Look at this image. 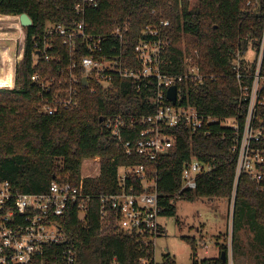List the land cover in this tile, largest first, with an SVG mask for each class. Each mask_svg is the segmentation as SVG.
<instances>
[{
	"label": "trees",
	"instance_id": "trees-1",
	"mask_svg": "<svg viewBox=\"0 0 264 264\" xmlns=\"http://www.w3.org/2000/svg\"><path fill=\"white\" fill-rule=\"evenodd\" d=\"M247 1L97 0L96 6L85 11L84 27L86 32L101 36V54L115 57L120 51L123 66L136 68L139 63L133 48L141 30L147 24L158 25L161 20H168L169 25L161 31L166 43L164 70L181 72L184 53L196 51L201 71L213 75L214 79L190 84L189 101L205 116L237 117L242 122L248 101L241 95L229 59L237 47L258 50L264 25V0H257V6L251 10ZM75 2L0 0V15L26 13L32 21L24 27L23 53L15 64L14 86L0 88V181H9L21 192L46 191L52 180L77 184L83 160L99 157V175L84 179L85 191L92 195L84 222L79 220L73 206L67 208L59 218L66 242L53 248L57 254L65 246L73 248L80 264H113L114 260L119 264H138L143 253L133 236L117 232L113 223L100 224L98 195L117 190L119 166L140 163L152 165L156 170L162 216L176 215L177 199L230 201L233 197L230 223L234 258L241 251L239 231L243 228L252 232L253 248L264 257V166L260 183L242 174L232 195L235 151L230 128L212 123L208 127L209 134H205L204 130L190 133L188 128L178 125L170 130L175 135L174 146L157 159L149 160L137 153L126 154L104 126V120L114 115L135 118L130 133L123 134V140L135 139L143 126L138 120L143 114L154 111L151 101L154 82L117 76L112 86L95 85L94 91L78 84L79 101L75 106L58 108L52 114L40 111L39 86L31 81V75L37 73L44 79H58L60 69L71 60L79 61L84 51L77 49L71 57L56 39L55 51H49L51 60L45 61L34 58L33 43L42 36L47 24L61 23L71 27L79 19L73 10ZM117 26L122 29L121 38L112 34ZM262 62L264 73V56ZM254 67L255 61L244 66L243 73L250 74ZM250 81V77L243 78L244 83ZM53 86L64 89L68 83ZM255 122L263 130L259 144L264 146V103L256 108ZM191 155L211 164L212 169L197 177L194 189L180 191L182 166ZM183 238L192 244V264H226L221 257L222 251L225 254V246H221L216 256L196 260L195 238ZM159 264H176V261L165 251Z\"/></svg>",
	"mask_w": 264,
	"mask_h": 264
},
{
	"label": "built area",
	"instance_id": "built-area-1",
	"mask_svg": "<svg viewBox=\"0 0 264 264\" xmlns=\"http://www.w3.org/2000/svg\"><path fill=\"white\" fill-rule=\"evenodd\" d=\"M256 3L257 0H248L246 5L251 10L257 6ZM96 5L97 0H76L73 10L79 15V19L71 27L61 23L47 24L42 36L34 40L35 59L51 60L49 51H55L56 39H59L61 46L67 48L71 57L77 49L84 51L79 61L71 60L60 69L58 79L54 77L44 79L37 73L31 75V81L39 86L40 111L52 114L58 108L77 105L78 84L83 85L84 81L86 85L83 86L89 87L91 91H94L95 85L112 86V80L116 76L131 78L138 82L153 81L154 91L151 101L155 108L151 114H143L138 120L143 126L137 132L135 139L123 140V134L130 133L135 118L114 115L104 120V126L121 144L124 153H137L146 159L155 160L174 146L175 135L170 132L172 127L183 125L190 133L204 130L205 134H209V125L218 123L221 127L230 128L234 134L235 172L232 195L242 174L260 183L263 178L261 167L264 166V146L259 143L262 141L263 130L256 125L255 119L257 106L264 103L262 72L264 25L258 50H253L252 60L245 58L251 50L250 47L247 50L237 47L229 59L241 95H245L248 101L246 115L240 122L237 117L205 116L189 101L190 84H200L214 79L213 75L201 71L196 51L194 54L184 53L181 72L171 73L164 70L167 65L163 64L166 43L161 37V31L169 25L168 20H161L158 25L147 24L143 27L133 48L139 63L136 68L123 66L120 51L115 57L101 54L103 50L101 36L86 32L84 27L86 9ZM0 28H16L19 32L16 37H9L16 46L12 56L16 64V61L22 57L25 38L18 15L16 26H0ZM112 34L121 38V27L117 26ZM2 40L4 38L0 36V41ZM2 47H6L9 52V46ZM253 61H255L253 72L243 73V67H248ZM244 77L251 78L249 84L243 82ZM65 82L68 86L64 89L53 86ZM13 86L14 81L12 86L4 87ZM171 86L175 87L174 102L167 98V90ZM84 161H87L90 171L80 175L77 184L52 180L46 191L21 192L15 190L9 181H0V264H80L73 248L65 246L59 254L53 248L66 242L59 218L67 208L73 206L79 220L82 222L85 220L92 195L85 191L84 179L99 175L100 159L93 157ZM211 169V164L191 155L182 166L180 191L194 189L197 177L210 172ZM116 179L117 190L98 195L100 224L107 226L113 223L117 232L133 236L137 248L143 253L138 259V264L161 263L162 253L166 250L161 252L160 259L156 257V242L163 234L164 228L159 222V217L162 215L158 204L155 168L144 163L121 165L118 167ZM231 203L233 205V197ZM201 248L206 252L207 244H202ZM195 252L194 258L201 259L196 257ZM224 255L226 264H233L230 243L226 246ZM113 264L119 263L114 260Z\"/></svg>",
	"mask_w": 264,
	"mask_h": 264
},
{
	"label": "rangeland",
	"instance_id": "rangeland-1",
	"mask_svg": "<svg viewBox=\"0 0 264 264\" xmlns=\"http://www.w3.org/2000/svg\"><path fill=\"white\" fill-rule=\"evenodd\" d=\"M22 31L24 37V27H22ZM0 32H2L0 36L4 38V40L0 41V45L9 46L10 54L13 56L16 46L9 37L18 36V30L15 28H0ZM253 54V50H249L245 58L252 60ZM11 65L14 71V64ZM0 68L4 71L6 66L0 64ZM0 88L9 87L0 86ZM89 171L90 168L87 165V161H84L80 169V175H85ZM175 208V216L159 217V222L163 226L164 232L156 242V257L158 259H160L161 252L166 250L174 257L176 264H191L193 249L191 247L192 244L183 238L186 236L195 238L197 242L195 247L197 258L216 256L219 253V249L221 250V246L226 247L229 243L231 244V200L197 198L188 201L177 199ZM176 220L180 224H177ZM239 242L241 251L239 255H236V258H234L232 249L233 264H264V257L260 255L262 252L253 248L251 231L247 228L241 229L239 231ZM205 243L207 244L206 252L201 248L202 244Z\"/></svg>",
	"mask_w": 264,
	"mask_h": 264
},
{
	"label": "bare ground",
	"instance_id": "bare-ground-1",
	"mask_svg": "<svg viewBox=\"0 0 264 264\" xmlns=\"http://www.w3.org/2000/svg\"><path fill=\"white\" fill-rule=\"evenodd\" d=\"M1 21H4V22H1ZM14 23L15 21L12 19L10 15L0 16V26L13 27L15 25ZM4 49L6 50V53L8 54L6 47H0V54L4 52ZM21 52H22V38L20 40V54ZM7 54L5 55V57L7 56V58H9ZM0 64H2L1 58H0ZM11 64H14V60L12 56H10L9 65H6V69L4 71L0 69V86H7V85L12 86L13 85L14 71H13V68L11 67Z\"/></svg>",
	"mask_w": 264,
	"mask_h": 264
},
{
	"label": "water",
	"instance_id": "water-1",
	"mask_svg": "<svg viewBox=\"0 0 264 264\" xmlns=\"http://www.w3.org/2000/svg\"><path fill=\"white\" fill-rule=\"evenodd\" d=\"M18 21L22 27H27V26L31 25V23H32L31 18L26 13L19 14L18 15ZM83 85H86V81L83 82ZM167 98L169 100H171L172 102L175 101V87L174 86H171L168 88ZM101 120L102 119L100 118V121ZM221 257H222V260L224 261L225 259H224V252L223 251L221 252Z\"/></svg>",
	"mask_w": 264,
	"mask_h": 264
},
{
	"label": "crops",
	"instance_id": "crops-1",
	"mask_svg": "<svg viewBox=\"0 0 264 264\" xmlns=\"http://www.w3.org/2000/svg\"><path fill=\"white\" fill-rule=\"evenodd\" d=\"M1 16H8V15H1ZM11 17H12V19L15 21V25L14 26H16V16H14V15H10ZM16 29V28H15ZM1 47L2 46H4V45H0ZM8 52V51H7ZM7 53H6V50L4 49V52H2L1 54H0V58H1V60H2V64H4V66H6V65H9V59H10V56H12L11 54H10V50H9V52H8V57L9 58H7V56L5 57V55H6ZM6 64V65H5ZM11 67H12V65H11ZM0 69H2V68H0ZM14 72H15V63H14ZM13 81H14V78H13Z\"/></svg>",
	"mask_w": 264,
	"mask_h": 264
}]
</instances>
